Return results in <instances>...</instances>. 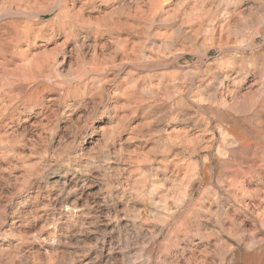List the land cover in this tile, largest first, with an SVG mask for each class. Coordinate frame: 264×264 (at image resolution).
I'll return each instance as SVG.
<instances>
[{
  "label": "rangeland",
  "instance_id": "1",
  "mask_svg": "<svg viewBox=\"0 0 264 264\" xmlns=\"http://www.w3.org/2000/svg\"><path fill=\"white\" fill-rule=\"evenodd\" d=\"M263 57L264 0H0V264H264Z\"/></svg>",
  "mask_w": 264,
  "mask_h": 264
},
{
  "label": "bare ground",
  "instance_id": "2",
  "mask_svg": "<svg viewBox=\"0 0 264 264\" xmlns=\"http://www.w3.org/2000/svg\"><path fill=\"white\" fill-rule=\"evenodd\" d=\"M170 0H150V5L152 8H158L162 6V4H167ZM47 13V11L45 12ZM37 14V13H36ZM44 26V25H43ZM44 28V27H43ZM42 28H39V31ZM38 31V32H39ZM255 62V61H254ZM37 63V62H36ZM262 63L264 65V57L262 58ZM261 64V63H260ZM262 65V66H263ZM264 72V71H263ZM264 76V74H263ZM263 107V106H262ZM260 115L258 116V124L254 127L253 125H246V126H250L249 128H241L240 125H238V122H236L235 120H229V119H224V120H219L221 121L219 124H217L216 126V131L219 133L220 135V139L222 141V143H226L229 144L230 146H233L234 148L239 149V151H241V153H248L251 152L250 150L253 147H257L258 146V161L253 157L248 158V157H241V159H236L235 162H237V164H239L238 166H241L244 161H246V163H252L251 165L247 166L248 168H258L259 169V178L261 179V183L264 184V107L263 109H261L259 111ZM256 115V114H255ZM258 115V113H257ZM228 117V116H227ZM254 118V117H253ZM257 118V117H256ZM255 119V118H254ZM252 122V121H251ZM225 123V124H224ZM254 123V122H253ZM249 124V122H248ZM251 124V123H250ZM256 124V122L254 123ZM245 127V126H244ZM215 136V135H213ZM224 152V149H222ZM253 150V149H252ZM221 151V150H219ZM226 151V149H225ZM256 151V150H255ZM227 153V152H226ZM250 154V153H249ZM252 154V153H251ZM222 155L223 160H222V165L224 166V168H229L227 170H229L228 172H224L221 175H232L233 177L230 178L229 180V188H234L236 187V184H239L240 181L238 179L239 175L242 174L243 172H241V168H235V167H231L230 163L232 161L229 160V158L226 157L225 153L221 152L219 153V156ZM255 155V154H254ZM253 156V155H252ZM221 157V156H220ZM231 158V157H230ZM230 161V162H229ZM239 161V162H238ZM236 164V165H237ZM201 169V168H200ZM252 170V169H251ZM207 166L203 168V171H199V173H197L198 177H199V181L203 182L205 181V175L207 174ZM243 171V170H242ZM248 172V171H247ZM244 175V174H243ZM207 176V175H206ZM221 177V176H220ZM205 178V179H204ZM223 178V177H222ZM220 179V178H219ZM242 179V178H241ZM223 179H220V182H222ZM239 181V183H237ZM227 182V181H226ZM228 183V182H227ZM210 185V184H209ZM242 186V185H241ZM209 188V187H208ZM241 188V187H240ZM238 188V190L240 189ZM237 189V188H236ZM235 189V190H236ZM229 190V189H228ZM243 191V190H242ZM211 192V191H210ZM236 192V191H235ZM236 194V193H235ZM193 193L189 196V203H191L193 201ZM235 198L237 197V195H232ZM215 197V195H214ZM205 199V198H204ZM202 202V201H201ZM203 203V202H202ZM197 205V204H196ZM182 206V205H181ZM180 209V208H179ZM199 211H195V213H193V216H195V214L197 215ZM175 214V213H174ZM177 215V213H176ZM176 217V216H175ZM174 218V217H173ZM200 219V218H199ZM194 221L199 222V220L196 218V220L194 219ZM193 222V221H192ZM192 222L189 219H186L183 221V223H181V227H186L188 228V226H190L192 224ZM181 227L179 228V232H181Z\"/></svg>",
  "mask_w": 264,
  "mask_h": 264
}]
</instances>
